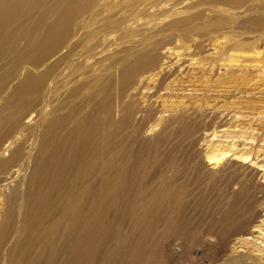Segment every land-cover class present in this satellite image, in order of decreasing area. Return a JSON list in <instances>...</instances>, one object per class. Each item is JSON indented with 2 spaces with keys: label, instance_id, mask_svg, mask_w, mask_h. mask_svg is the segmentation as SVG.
Segmentation results:
<instances>
[{
  "label": "rangeland",
  "instance_id": "obj_1",
  "mask_svg": "<svg viewBox=\"0 0 264 264\" xmlns=\"http://www.w3.org/2000/svg\"><path fill=\"white\" fill-rule=\"evenodd\" d=\"M51 3L0 42V264H264V0H93L34 64Z\"/></svg>",
  "mask_w": 264,
  "mask_h": 264
},
{
  "label": "bare ground",
  "instance_id": "obj_2",
  "mask_svg": "<svg viewBox=\"0 0 264 264\" xmlns=\"http://www.w3.org/2000/svg\"><path fill=\"white\" fill-rule=\"evenodd\" d=\"M92 1L93 0H52L51 6H61L62 12L54 19L52 23L46 24L44 31L40 35V40L38 42H35V46L33 47V49L27 50L26 54L33 55L31 61L34 64L39 63L41 60H44L51 53L57 50L59 46H61L64 39L68 37L73 29L75 12L79 10L80 6H91ZM44 2L45 0H0V42L4 44L7 41H10L12 39V34H8L10 27H12L16 23H20L21 26H25V19L22 18V20L20 21V18L24 14H32V12H34L39 7V5H42ZM48 13L49 11L45 10L38 14L36 18H32L33 27H38L40 26V24L44 25L49 17ZM18 37H26L28 39V43L34 41V39H32L33 36L31 32L28 33L26 31H23ZM52 68H54V66H52ZM8 76L9 75H6L4 78L0 76V89L4 88V85H7L8 81L6 78H8ZM31 78L32 77H28L26 80L29 81ZM45 80V77L35 79L34 81L37 82V85H32V83L28 82L29 84L27 83L25 91H29V89H35L36 87L41 86ZM65 143L67 144L66 147H69L70 141H66ZM5 163H10V159L6 160ZM260 186L264 187V184H261ZM73 207H75V205H73ZM260 209L264 210V200L261 202ZM257 217H262V213L260 211L257 214ZM11 225V217H6L3 220L0 228V237H7L6 229ZM238 259L241 264H262L259 259L249 253L240 254Z\"/></svg>",
  "mask_w": 264,
  "mask_h": 264
}]
</instances>
